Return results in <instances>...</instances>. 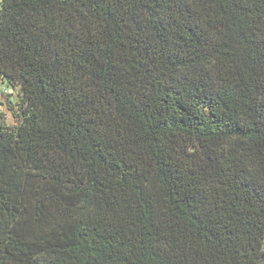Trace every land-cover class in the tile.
<instances>
[{"label":"trees","instance_id":"trees-1","mask_svg":"<svg viewBox=\"0 0 264 264\" xmlns=\"http://www.w3.org/2000/svg\"><path fill=\"white\" fill-rule=\"evenodd\" d=\"M263 247L264 0H0V264Z\"/></svg>","mask_w":264,"mask_h":264},{"label":"rangeland","instance_id":"rangeland-1","mask_svg":"<svg viewBox=\"0 0 264 264\" xmlns=\"http://www.w3.org/2000/svg\"><path fill=\"white\" fill-rule=\"evenodd\" d=\"M1 101H3V99ZM7 121H8L9 124H12L13 123V120H12V117H11L10 114L7 115Z\"/></svg>","mask_w":264,"mask_h":264}]
</instances>
